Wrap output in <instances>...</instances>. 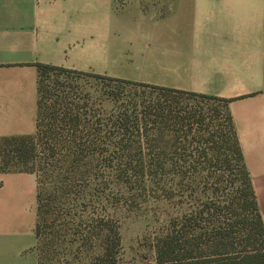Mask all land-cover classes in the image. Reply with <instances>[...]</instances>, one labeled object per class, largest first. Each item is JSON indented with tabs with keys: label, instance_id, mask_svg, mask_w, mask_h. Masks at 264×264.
Here are the masks:
<instances>
[{
	"label": "crops",
	"instance_id": "0c3cea01",
	"mask_svg": "<svg viewBox=\"0 0 264 264\" xmlns=\"http://www.w3.org/2000/svg\"><path fill=\"white\" fill-rule=\"evenodd\" d=\"M155 4L0 0V139L35 134L38 64L227 101L264 222V0ZM20 174H0V264H38L37 196L7 190Z\"/></svg>",
	"mask_w": 264,
	"mask_h": 264
},
{
	"label": "trees",
	"instance_id": "16d2710c",
	"mask_svg": "<svg viewBox=\"0 0 264 264\" xmlns=\"http://www.w3.org/2000/svg\"><path fill=\"white\" fill-rule=\"evenodd\" d=\"M37 66L40 81L35 134L0 139V174L25 173L36 178L37 239L42 237L43 225L44 228L46 225L52 228L53 224L62 221L64 232L69 234L66 225H74L83 216L65 209H76L88 203L87 193L101 186V173L117 172L119 180L126 184L125 180L132 176L150 177L151 184L161 189L167 203H172L177 197L175 191L180 186L177 179L190 176L189 179L197 182L199 187L190 192V199L199 206L191 213L169 221L166 233L154 245L155 264H264V222L227 111L226 123L222 125L224 129L215 146H208L214 137L206 146L200 145L202 143L197 146L195 143L182 144L177 137L172 144H168L163 141V131H172L176 136L193 124L173 109H167L165 103L157 105L154 110L151 106L140 110L137 104L126 105L124 112L116 114L114 111L105 118L103 110L93 107L88 96L83 104L77 103L76 98H70V101H56L54 106L46 107L42 73L58 70L121 85H142L157 89L167 98L171 94L201 95L75 73L50 65ZM149 127L160 134L144 141L145 133L142 135L141 132L144 130L149 134ZM178 151L192 154L181 157L176 155ZM211 152L216 155L209 159L207 156ZM181 164L189 166L191 175L173 176L170 173L172 168L174 174H179L175 171L179 167L184 169ZM217 171L228 174L229 185L225 188H201L207 184L205 179L215 178L220 183ZM205 172L208 174L203 177ZM111 258L112 251L106 248L104 258L93 260L91 264H113Z\"/></svg>",
	"mask_w": 264,
	"mask_h": 264
},
{
	"label": "rangeland",
	"instance_id": "374dc122",
	"mask_svg": "<svg viewBox=\"0 0 264 264\" xmlns=\"http://www.w3.org/2000/svg\"><path fill=\"white\" fill-rule=\"evenodd\" d=\"M119 1L122 4L129 0ZM141 1L154 2L156 4L151 6V10L165 13L170 12L167 5L177 0ZM117 78L129 81L133 76L124 71ZM42 81L43 101L46 107L54 106L56 101L70 98H76L77 103L83 104L84 98L88 96L93 107L103 110L104 118L110 117L114 111L116 114L124 112L126 105L137 104L140 110L144 106H151L154 110L158 107L157 105L165 103L167 109H173L177 115L187 119L189 124H193L191 128L184 129L183 133L180 132L176 136L172 131H163V141L168 144H172L177 137L182 144L195 143L197 146L202 143L200 145L206 146L214 137V141H209L208 145L213 147L219 141L218 137H221V131L224 129L222 125L226 123L225 104L205 96L171 94L167 98L154 88L142 85H121L106 79L58 70L43 72ZM149 84L161 86L158 81L149 82ZM152 128L149 127V134L144 130L141 132L142 135L145 133L144 141L160 134ZM189 131L192 132L188 134ZM152 134L155 136H151ZM211 153L207 158L211 159L216 155L214 152ZM191 154V152L185 154L183 151H178L176 155L182 157V155ZM195 155L197 156L198 153ZM181 166L184 169L179 167L175 171L179 174H174L171 171L172 168L170 173L173 176L191 175L187 164H181ZM207 174L205 172L202 176ZM118 175L117 172L101 173L100 176L103 177L101 186L87 193L88 203L76 209L72 207L65 209L66 212L83 216V219L74 225H66L69 234L63 230V221L53 224L52 228H48L47 225L45 228L44 225L42 226V237L36 238L33 247L38 264H91L93 260L104 258L106 248L112 251L113 264L156 263L154 245L156 240L166 233L169 221L173 217L191 213L199 206L190 199V192L199 188L197 182L189 179L190 176L184 179L179 177L176 181L180 184L175 191L177 197L172 203H167L161 189L151 184L150 177L132 176L128 180L124 179L128 182L126 184L119 180ZM227 175L217 171V176L221 177L220 183L218 184L215 178L205 179L207 184L201 188L214 186L225 188L229 185ZM20 176L21 180L6 183L7 190L22 189L26 193L31 192L35 199V176L31 174H20Z\"/></svg>",
	"mask_w": 264,
	"mask_h": 264
}]
</instances>
